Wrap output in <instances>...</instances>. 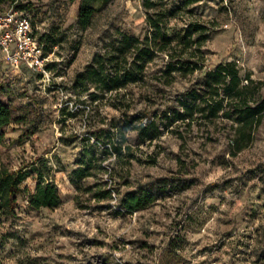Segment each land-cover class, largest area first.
<instances>
[{
  "label": "rangeland",
  "instance_id": "1",
  "mask_svg": "<svg viewBox=\"0 0 264 264\" xmlns=\"http://www.w3.org/2000/svg\"><path fill=\"white\" fill-rule=\"evenodd\" d=\"M184 1H36L30 17L38 37L56 42L47 46L51 86L9 66L0 52V98L15 118L27 116L6 129L0 160L14 170L36 162L61 197L58 207L39 210L19 198L16 215L0 217V264H264V114L242 151L224 118L172 123L185 92L204 90L205 72L219 64L235 63L243 84L254 82L255 102L264 99V0H199L177 9ZM83 4L94 8L86 29L78 24ZM160 9L169 11L172 37L188 22L210 29L200 72L167 83L169 59L157 53L119 97L100 93L91 101L93 90L71 88L123 35L143 38L147 14ZM10 10L0 6L1 14ZM86 146L97 159L93 176L80 178L73 172ZM35 183L25 185L33 191ZM133 192L155 201L127 211L121 201Z\"/></svg>",
  "mask_w": 264,
  "mask_h": 264
},
{
  "label": "trees",
  "instance_id": "2",
  "mask_svg": "<svg viewBox=\"0 0 264 264\" xmlns=\"http://www.w3.org/2000/svg\"><path fill=\"white\" fill-rule=\"evenodd\" d=\"M40 2L41 0H36ZM35 0H0V6L8 4L11 10L22 13L30 18L34 35L43 48L44 55L50 56L47 46L56 42L50 36L38 37V30L30 17L37 8ZM199 0H185L177 9L188 7ZM147 10L152 6L144 4ZM94 8L83 4L78 13V24L86 29L91 24ZM168 10H155L146 16L147 32L143 38L123 35L115 46L103 54H96L85 69L76 74L71 88L74 91L90 92L91 101L100 99L99 94H115L121 96L122 90L131 83L142 78L146 65L152 61L157 53L165 54L169 59L162 76L167 83L175 80V74L181 77L194 76L203 69L206 57L203 47L210 37V29L201 22H188L178 37H172L167 32ZM0 15H2L0 13ZM47 69L52 72L51 65ZM36 75V74H35ZM37 76V75H36ZM40 79V76H38ZM51 86V84L49 85ZM254 82L243 84L239 69L233 62L219 64L215 70L204 74V90L192 88L185 92L187 102L181 101L182 111L174 113L172 123L181 122L192 127L195 122L205 120L214 121L224 118L232 122L235 133V144L238 151L245 149L251 142V130L258 125L264 114V99L255 102ZM4 87L0 85V93ZM119 108L118 105H114ZM27 116L15 118V110L0 98V147L6 140V129L14 120L23 121ZM147 130H140V139L147 141ZM116 154L121 148H116ZM96 149L84 147L78 162L79 168L73 172L74 176H93L90 169L94 167ZM35 177V188L30 190L25 184ZM73 181V180H72ZM103 198L111 195L105 191ZM22 198L33 210L41 208H56L61 197L57 185L46 179L43 170L37 168L36 162L21 164L16 170L0 160V217L16 215L18 199ZM155 201L152 194L130 193L122 201V206L130 212L141 210Z\"/></svg>",
  "mask_w": 264,
  "mask_h": 264
},
{
  "label": "built area",
  "instance_id": "3",
  "mask_svg": "<svg viewBox=\"0 0 264 264\" xmlns=\"http://www.w3.org/2000/svg\"><path fill=\"white\" fill-rule=\"evenodd\" d=\"M0 52L12 68L24 66L45 84L53 82L52 72L47 69L50 56L44 55L30 18L22 13L10 10L0 15Z\"/></svg>",
  "mask_w": 264,
  "mask_h": 264
}]
</instances>
